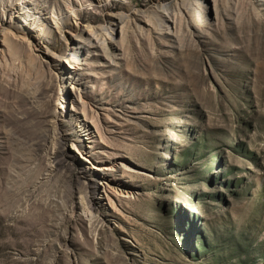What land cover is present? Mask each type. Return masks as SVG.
<instances>
[{"label": "rangeland", "instance_id": "1", "mask_svg": "<svg viewBox=\"0 0 264 264\" xmlns=\"http://www.w3.org/2000/svg\"><path fill=\"white\" fill-rule=\"evenodd\" d=\"M4 23L0 264H264V0H0Z\"/></svg>", "mask_w": 264, "mask_h": 264}, {"label": "bare ground", "instance_id": "2", "mask_svg": "<svg viewBox=\"0 0 264 264\" xmlns=\"http://www.w3.org/2000/svg\"><path fill=\"white\" fill-rule=\"evenodd\" d=\"M202 22H204V20H202ZM11 23V22H10ZM69 29V24L67 21L64 22L63 26L61 27V32L64 33L66 32V30ZM9 31L12 33V31H16L19 33V30L16 28H11L10 24H2L0 26V34L5 32V33H9ZM22 32V31H21ZM109 33V32H108ZM111 33V31H110ZM109 33V34H110ZM43 48L42 46L39 47V49ZM74 55V54H73ZM73 58H75V55L73 56ZM71 62V61H70ZM1 104V103H0ZM2 105V104H1ZM10 118H13L12 112L10 114ZM57 163L60 164H64L65 161L62 159H59V157H56ZM79 187H83L86 188L85 182H79L78 183ZM93 194V193H92ZM39 197V196H38ZM38 197H36L34 199V202L30 205L29 211L26 212V215L21 217V218H16V226L14 227L15 229H17V225L21 224V222L26 221V223L29 224V227L27 229L22 230L20 232H17L15 235L19 238L17 239V242H21L24 245V248L22 247V249L20 250V252L23 255H30L32 254V251L28 248V244H31V242L39 239L40 237L44 236V234L46 233L45 227H39L38 223L40 221V219H38L37 217L39 216V210L41 209V200L38 199ZM98 199V197L94 196V200ZM86 203H87V209L93 213L95 212L99 207H100V203L93 201V198L91 200V196L89 199V195L85 197ZM12 206L15 207V205L13 204ZM12 206L10 207L9 211H11ZM14 229V230H15ZM76 243L83 247L85 245H87V239L84 240H80V239H75ZM47 252V250H45L43 252V254L45 255Z\"/></svg>", "mask_w": 264, "mask_h": 264}]
</instances>
